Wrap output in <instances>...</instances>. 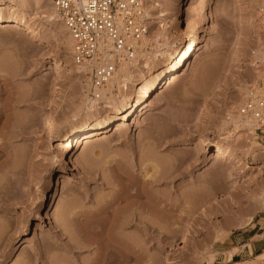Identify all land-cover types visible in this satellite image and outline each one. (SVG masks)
Masks as SVG:
<instances>
[{
    "label": "rangeland",
    "instance_id": "rangeland-1",
    "mask_svg": "<svg viewBox=\"0 0 264 264\" xmlns=\"http://www.w3.org/2000/svg\"><path fill=\"white\" fill-rule=\"evenodd\" d=\"M260 7V0H189L186 14L197 16L201 38L192 61L128 126L79 148L62 134L117 116L102 101L91 108L93 91L75 65L61 74L52 66L55 58L73 61L63 28L32 19L46 42L0 28V264H95L101 251L91 239L106 243V234H92L82 215L113 200L116 165L143 179L154 161L165 176L156 188L165 219L144 246L147 255L158 264H233L238 253L234 264H264V137L240 113L264 67ZM156 23L150 20L149 35ZM175 29L171 35L181 24ZM174 51L140 56L146 78ZM131 75L139 79L133 68ZM216 142L236 160L215 158L207 144ZM137 231L124 233L137 241Z\"/></svg>",
    "mask_w": 264,
    "mask_h": 264
},
{
    "label": "bare ground",
    "instance_id": "bare-ground-1",
    "mask_svg": "<svg viewBox=\"0 0 264 264\" xmlns=\"http://www.w3.org/2000/svg\"><path fill=\"white\" fill-rule=\"evenodd\" d=\"M261 4H264V0H260ZM186 6L185 0H148L147 16L150 19L157 20L158 29L144 39L139 57L145 56L148 60H151V57H147V54L154 49H157L161 54L158 57L165 56L166 52H171L172 47L175 51L170 54L169 60L163 68H156L158 69L157 74L155 75L154 71V75L151 78H146L139 66V62L145 60L144 57L141 59L138 57L134 61L123 64L107 85L92 92L94 99H96H89L91 106L93 105L91 108L94 109V105L98 101H102L104 108L112 110L117 119L105 123L85 125L76 133L62 134L63 139L76 142L75 147L79 148L84 142H88L97 134L112 131L115 127L118 130L125 128L128 126L127 121L134 119L139 111L147 109V104L156 91L164 89L176 80L178 73L185 68L188 62L192 61L201 40L199 23L196 20L197 16H188L186 14ZM151 8L157 12L155 18L151 14ZM194 14L198 15L200 13L197 10ZM35 18L43 19L47 25L63 28L65 32L64 38L72 53V37L65 25L61 23L56 9L50 1L0 0V28L27 31L31 39L46 42L44 36L34 28L32 19ZM177 23L181 24V31H175L171 35V32L176 30L175 26ZM188 32H192V34H188ZM49 46L51 45L49 44ZM261 53L264 56V52ZM260 58L264 60L262 56ZM260 58L257 57V59ZM73 65H75L79 74H84L87 77V80H83V82L88 87L87 91H90V75L86 66L78 65L72 60L61 63L56 58L53 59L52 64L59 74L69 71ZM132 68L139 73V79L136 81L132 80ZM257 83L258 80L255 85ZM116 86H119V88L116 89ZM113 89L117 90V94L113 93ZM131 92H135V95L130 98L129 93ZM125 105H127V108H125ZM244 125L248 126L250 131L254 133V123L250 119L246 118ZM207 145L214 150L215 158H229L231 162L236 160L229 145H222L219 142L208 143ZM72 147L73 144H69L66 149L73 152ZM119 164L114 167L117 174L114 178L116 194L113 200L104 205H99L100 208L94 215L85 213L82 215L86 224L85 227L90 229L92 234L99 238L102 237L100 235L106 234V243L101 240H90L97 245L96 249L101 251V253L98 252L101 255L99 256L100 259L96 258L95 264H132L133 261L137 264H158L154 258L144 252V246L149 239L156 237L153 236L156 232L157 234L160 233L159 229L165 219L162 213L164 199L161 196V192L156 189L161 186L165 176L161 172V168H159L158 161L157 163L154 161L153 165L151 164L154 170L153 174L150 175L149 172H146L147 174L143 179L139 178V176L128 174L123 169V165ZM149 211L154 216L152 217L153 221L148 215ZM100 218L104 219L102 231H99ZM133 227L138 230V236L135 238L137 241H134L128 234L124 233L128 228ZM75 246L77 248V245ZM75 246L72 244L69 248L73 249ZM90 246L92 245H88V247Z\"/></svg>",
    "mask_w": 264,
    "mask_h": 264
},
{
    "label": "built area",
    "instance_id": "built-area-1",
    "mask_svg": "<svg viewBox=\"0 0 264 264\" xmlns=\"http://www.w3.org/2000/svg\"><path fill=\"white\" fill-rule=\"evenodd\" d=\"M48 1L72 37L73 61L88 69L93 92L107 85L123 64L139 57L142 43L150 33L151 19L146 13L148 0H110L107 15L100 9L104 0H96L95 9L78 6L85 4V0ZM91 2L87 0V3ZM120 4L125 7L120 8ZM259 11L264 31V4ZM240 113L254 123L255 133L264 137V67Z\"/></svg>",
    "mask_w": 264,
    "mask_h": 264
},
{
    "label": "snow or ice",
    "instance_id": "snow-or-ice-1",
    "mask_svg": "<svg viewBox=\"0 0 264 264\" xmlns=\"http://www.w3.org/2000/svg\"><path fill=\"white\" fill-rule=\"evenodd\" d=\"M109 5H110V0H104V3H102L100 5V9L105 11V15H107L106 9L109 7ZM78 6L83 7L85 9H87L89 7L95 9L96 8V0H92L91 4L87 3V0H85V4L78 5ZM64 7L67 8L68 5L65 4ZM119 7L120 8H124L125 5L124 4H120Z\"/></svg>",
    "mask_w": 264,
    "mask_h": 264
},
{
    "label": "crops",
    "instance_id": "crops-1",
    "mask_svg": "<svg viewBox=\"0 0 264 264\" xmlns=\"http://www.w3.org/2000/svg\"><path fill=\"white\" fill-rule=\"evenodd\" d=\"M233 242L236 243L235 240H233ZM241 247H243L244 250L248 251L249 253H254L255 252V249L257 248V246H254L253 244H245V245H243ZM241 247L239 245H238V247L236 246V248H241ZM239 256H240V254L235 253L233 255V261L232 262H229V263H233L234 264V262L237 261V260H235V258H237Z\"/></svg>",
    "mask_w": 264,
    "mask_h": 264
}]
</instances>
